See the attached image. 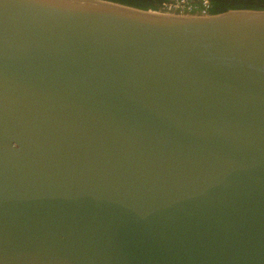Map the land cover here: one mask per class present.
Segmentation results:
<instances>
[{
	"label": "water",
	"instance_id": "95a60500",
	"mask_svg": "<svg viewBox=\"0 0 264 264\" xmlns=\"http://www.w3.org/2000/svg\"><path fill=\"white\" fill-rule=\"evenodd\" d=\"M0 264H264V11L0 0Z\"/></svg>",
	"mask_w": 264,
	"mask_h": 264
},
{
	"label": "trees",
	"instance_id": "16d2710c",
	"mask_svg": "<svg viewBox=\"0 0 264 264\" xmlns=\"http://www.w3.org/2000/svg\"><path fill=\"white\" fill-rule=\"evenodd\" d=\"M121 6L158 13L161 0H101ZM231 10L263 11L264 0H215L210 10L211 15L221 14Z\"/></svg>",
	"mask_w": 264,
	"mask_h": 264
},
{
	"label": "built area",
	"instance_id": "2783aa9c",
	"mask_svg": "<svg viewBox=\"0 0 264 264\" xmlns=\"http://www.w3.org/2000/svg\"><path fill=\"white\" fill-rule=\"evenodd\" d=\"M215 0H161L159 14L175 17H209ZM264 11V10H263Z\"/></svg>",
	"mask_w": 264,
	"mask_h": 264
}]
</instances>
